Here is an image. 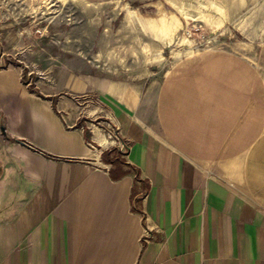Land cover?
<instances>
[{"label": "crops", "instance_id": "0c3cea01", "mask_svg": "<svg viewBox=\"0 0 264 264\" xmlns=\"http://www.w3.org/2000/svg\"><path fill=\"white\" fill-rule=\"evenodd\" d=\"M123 91L0 50V264H264V73L209 50L152 114Z\"/></svg>", "mask_w": 264, "mask_h": 264}, {"label": "rangeland", "instance_id": "374dc122", "mask_svg": "<svg viewBox=\"0 0 264 264\" xmlns=\"http://www.w3.org/2000/svg\"><path fill=\"white\" fill-rule=\"evenodd\" d=\"M0 50L31 83L77 67L141 96L152 114L160 83L187 56L235 52L264 73V0H0ZM95 125L116 140L110 120Z\"/></svg>", "mask_w": 264, "mask_h": 264}, {"label": "bare ground", "instance_id": "6f19581e", "mask_svg": "<svg viewBox=\"0 0 264 264\" xmlns=\"http://www.w3.org/2000/svg\"><path fill=\"white\" fill-rule=\"evenodd\" d=\"M163 16L161 17V24H162V27L165 29L167 28V18L165 16V14H162Z\"/></svg>", "mask_w": 264, "mask_h": 264}, {"label": "built area", "instance_id": "2783aa9c", "mask_svg": "<svg viewBox=\"0 0 264 264\" xmlns=\"http://www.w3.org/2000/svg\"><path fill=\"white\" fill-rule=\"evenodd\" d=\"M114 134H115V136H116V140H121V138H120V136H119V134H118L117 132H115ZM107 137H108V138H111V139L113 138V136H112L111 133H109V134L107 135Z\"/></svg>", "mask_w": 264, "mask_h": 264}, {"label": "trees", "instance_id": "16d2710c", "mask_svg": "<svg viewBox=\"0 0 264 264\" xmlns=\"http://www.w3.org/2000/svg\"><path fill=\"white\" fill-rule=\"evenodd\" d=\"M117 150L116 149H112L110 152H116ZM116 161H117V159H116Z\"/></svg>", "mask_w": 264, "mask_h": 264}]
</instances>
